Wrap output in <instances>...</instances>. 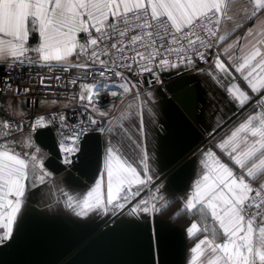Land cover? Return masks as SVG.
I'll return each instance as SVG.
<instances>
[{
    "label": "snow or ice",
    "instance_id": "6c2138e0",
    "mask_svg": "<svg viewBox=\"0 0 264 264\" xmlns=\"http://www.w3.org/2000/svg\"><path fill=\"white\" fill-rule=\"evenodd\" d=\"M37 66L49 70L38 74L40 87L62 90L69 102L50 101L57 110L31 118L22 107L0 110V247L22 228L31 191L52 175L51 157L33 139L39 133L43 143L48 130L69 171L85 136L105 137L93 186L63 193L64 207L77 217L126 214L150 224L168 201L149 164L143 109L153 93L141 85L183 67L205 77L219 114L177 213L205 221L186 229L203 234L192 264H264V0H0V95L17 68ZM30 91L17 85L14 95ZM102 91L131 94L136 110L117 117L123 104L101 108Z\"/></svg>",
    "mask_w": 264,
    "mask_h": 264
},
{
    "label": "water",
    "instance_id": "95a60500",
    "mask_svg": "<svg viewBox=\"0 0 264 264\" xmlns=\"http://www.w3.org/2000/svg\"><path fill=\"white\" fill-rule=\"evenodd\" d=\"M157 87L168 92L158 108L161 173L157 180L164 183L174 201L188 190L209 134L200 122V93L193 74L188 70L174 72ZM48 133L43 143L37 138L39 133L34 140L47 150L51 159L45 166L60 177L58 182L71 190L91 185L102 168L104 136L95 132L85 136L78 162L69 171L60 162L54 132ZM49 184L31 191L22 228L13 241L0 247V264H185L187 238L180 224L163 220L160 214L144 224L143 218L121 221L122 215H116L87 220L67 211H54L42 205Z\"/></svg>",
    "mask_w": 264,
    "mask_h": 264
},
{
    "label": "crops",
    "instance_id": "0c3cea01",
    "mask_svg": "<svg viewBox=\"0 0 264 264\" xmlns=\"http://www.w3.org/2000/svg\"><path fill=\"white\" fill-rule=\"evenodd\" d=\"M237 35H239V33H237ZM37 43L38 42L35 40L30 41V47H34ZM32 55L35 56V53H33ZM189 72H190V74H193L195 76L197 83H198L199 93H200V103H199V108H200L199 112L201 115L200 122H201V125L204 127V129L207 130L208 133L206 135H208L209 132L212 130V128L215 124V121L218 118L219 114L214 115L213 109L211 108V106L209 104V100H208L209 88L205 84V77L198 75L195 71H192V70H190ZM53 100L54 99H44L40 102L39 105L42 108H47V105H49L48 108L53 107L54 105L50 103V101H53ZM55 101H57V100H55ZM46 102H48V103H46ZM7 106H12V107H15L17 109L22 107L23 111L26 114L28 113V111H30V108H29L27 102L22 101V100L17 99V98H14V97H10V96H5L2 99L1 109L3 110ZM225 111H228V109H225ZM229 115H231L230 111H229ZM229 127H231V125H229ZM158 128H159V122L157 123V125L156 124L154 125L155 131L152 134H149L150 136L149 137L147 136V139H146L147 151H150L153 148V151L156 154L159 153V149H160V137H159L158 132H157ZM220 134L222 135L223 132H221ZM33 139H34V137H33ZM210 144H211V142L209 141L202 149L210 147ZM36 145H37V147H39L41 149L42 152H44L48 156L47 150H45L44 148L39 146L37 143H36ZM46 169L49 172H51V174H52L50 177H48L46 184L50 183L51 179H56V180L60 179V177L58 175L54 174L48 167H46ZM199 171H200V169H199V154H198L196 173H195L194 178L190 182V186H189L188 190H186L184 193L180 194V196H178L176 199H174V220H175V222L177 221L182 225V227L185 230V234H186V238H187V249H186L185 264H192V257H193V255H195L192 252V249L199 242V240L203 238V234H196V235H192V236H189L187 234L186 229L189 225V222L193 221V220H197L198 223L204 224L205 221L203 219H198V217H196V216L190 215L188 212H183V213H180L179 215H177V213L180 211V209L183 206V198L191 192L192 185L194 184L195 180L198 178ZM49 199H50V194H48L46 192L45 201H48ZM171 199H172V196H171ZM169 204H173V201L168 200L167 205H169ZM197 259L199 261H203L204 257L198 256Z\"/></svg>",
    "mask_w": 264,
    "mask_h": 264
},
{
    "label": "built area",
    "instance_id": "2783aa9c",
    "mask_svg": "<svg viewBox=\"0 0 264 264\" xmlns=\"http://www.w3.org/2000/svg\"><path fill=\"white\" fill-rule=\"evenodd\" d=\"M162 43V42H161ZM181 70H187L183 67L180 69H168V70H163L160 75V83H149V84H142L141 87L145 91L152 90L156 88L157 86H160L163 84L164 78L168 77L174 72L181 71ZM6 69L0 68V77H3L4 72ZM47 68H41L39 66L35 68H27V69H21L17 68L13 73L14 80L12 81L13 87L9 89L4 95H0V107L2 103V99L5 96H10L14 97L17 99H20L22 101L27 102L30 111H28L27 115L28 117H36L39 115H44L46 113H51L55 110V106L50 107V108H42L40 107V102L44 99H54L57 100L59 104H67L69 102L68 94L63 93L61 90L59 93L53 91L50 92L46 88L40 87V81L38 78V74L44 75L48 73ZM53 73H60L62 70L60 68H55L52 70ZM190 71V70H188ZM151 79V78H149ZM55 84V80H53V85ZM19 85L20 88H29L31 91L28 93L27 96L24 94L20 95H14L15 93V88L16 86ZM102 100V103L100 104L101 108H107L110 104L114 105H121L123 104V107L120 108L119 110H114V115L118 116V113L123 110V108L129 103V101L132 99L131 94H126V93H118L115 97L110 96L108 92H100L99 97ZM28 102H34V103H28ZM0 110H2L0 108ZM25 124L29 123V120L24 121Z\"/></svg>",
    "mask_w": 264,
    "mask_h": 264
},
{
    "label": "rangeland",
    "instance_id": "374dc122",
    "mask_svg": "<svg viewBox=\"0 0 264 264\" xmlns=\"http://www.w3.org/2000/svg\"><path fill=\"white\" fill-rule=\"evenodd\" d=\"M150 91L153 93V96L150 98L151 102L145 104L144 109H143L144 126H145L146 136L148 137L150 136L149 134H152L155 131L154 125L155 124L157 125V123L159 122V118L161 116L158 108L163 103L165 94L166 95L168 94V92L166 91L164 87H157ZM129 105H132V107L130 108ZM48 106L49 105H47V108ZM135 110H136L135 105L133 104V101L131 99L129 103L123 108V110L118 113L117 117L121 116L122 114L130 115L131 112ZM148 154L150 157L149 164L152 169V174L154 178L156 179L161 173L159 162H158V156L153 151V148L152 150L148 151ZM93 184L94 182L91 185L83 187L82 190H78V189L71 190V189L66 188L64 185H62L61 182H58V180L51 179L48 190H47V193L50 194V199L48 201L43 202L42 205L54 211L63 210V211L70 212L66 207H64L65 198H64L63 193L77 195L78 193L85 192L86 189L91 188ZM160 185L164 186V183L161 182ZM102 191H103V187H102ZM164 195L167 201L171 200L172 195L168 193L166 189H165ZM97 217L98 218H108L109 216H104L103 214H96V215H91L89 217H79V218L93 220V219H96ZM160 217H162L163 220L171 221L172 224L174 223L178 225L180 224L179 222L177 221L175 222L174 220V201H173V204H169L167 205V207L164 208V210L160 213ZM132 219L133 217L126 215V214L120 217L121 221H129Z\"/></svg>",
    "mask_w": 264,
    "mask_h": 264
}]
</instances>
